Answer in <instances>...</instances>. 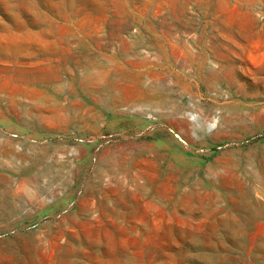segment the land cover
I'll return each instance as SVG.
<instances>
[{
    "label": "rangeland",
    "instance_id": "1",
    "mask_svg": "<svg viewBox=\"0 0 264 264\" xmlns=\"http://www.w3.org/2000/svg\"><path fill=\"white\" fill-rule=\"evenodd\" d=\"M206 263L264 264V0H0V264Z\"/></svg>",
    "mask_w": 264,
    "mask_h": 264
},
{
    "label": "bare ground",
    "instance_id": "2",
    "mask_svg": "<svg viewBox=\"0 0 264 264\" xmlns=\"http://www.w3.org/2000/svg\"><path fill=\"white\" fill-rule=\"evenodd\" d=\"M81 69H82V68H81ZM101 87H102V86H101ZM102 88H103V87H102ZM100 90H102V89H100ZM107 90H108V88H107ZM109 90H110V89H109ZM103 91H104V89H103ZM103 91H102V92H103ZM102 92H101V93H102ZM98 95H99V94H98ZM107 97H108V96H107ZM103 98H104V96H103ZM102 101H103V100H102ZM61 112H62V111H61ZM67 113H68V112H67ZM36 177H37V176H36ZM251 217H253V216L251 215ZM248 219H249V218H248ZM249 221H250V220H249ZM193 246H194V245H193ZM203 249H204V248H203ZM196 252H198V251H196ZM199 254H200V253H199ZM189 255H190V254H189ZM189 255H188V256H189ZM192 255H193V254H192ZM211 255H212V254H211ZM194 256H196V254H195ZM200 256H201V255H200ZM202 256H203V255H202ZM217 256H218V255H217ZM217 256H216V257H217ZM189 257H190V256H189ZM191 257H192V256H191ZM204 257H205V255H204ZM205 258H206V257H205ZM209 258H210V257H209ZM214 258H215V257H214ZM214 258H212V259H214ZM196 259H197V258H196ZM198 259H199V258H198ZM200 259H202V257H201ZM206 259H207V258H206ZM203 260H204V259H203ZM209 260L211 261V259H209ZM214 260H215V259H214ZM218 260H219V259H218ZM18 262H19V261H18ZM203 262H204V261H203ZM214 262H215V261H214ZM212 263H213V262H212ZM254 263H255V261H254ZM206 264H209V263H206ZM210 264H211V263H210ZM259 264H260V263H259Z\"/></svg>",
    "mask_w": 264,
    "mask_h": 264
}]
</instances>
